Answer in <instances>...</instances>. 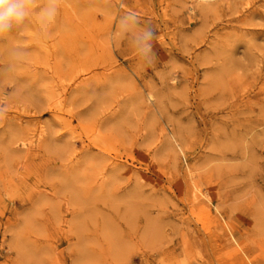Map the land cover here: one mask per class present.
Masks as SVG:
<instances>
[{
    "label": "rangeland",
    "instance_id": "374dc122",
    "mask_svg": "<svg viewBox=\"0 0 264 264\" xmlns=\"http://www.w3.org/2000/svg\"><path fill=\"white\" fill-rule=\"evenodd\" d=\"M47 3L0 33V264H264V0Z\"/></svg>",
    "mask_w": 264,
    "mask_h": 264
},
{
    "label": "clouds",
    "instance_id": "9594fccd",
    "mask_svg": "<svg viewBox=\"0 0 264 264\" xmlns=\"http://www.w3.org/2000/svg\"><path fill=\"white\" fill-rule=\"evenodd\" d=\"M31 4L32 0H0V33L23 23L30 13ZM57 10V0H48L47 6L40 10L41 21L46 23L54 21ZM145 35L147 39H151L154 33L148 30Z\"/></svg>",
    "mask_w": 264,
    "mask_h": 264
},
{
    "label": "bare ground",
    "instance_id": "6f19581e",
    "mask_svg": "<svg viewBox=\"0 0 264 264\" xmlns=\"http://www.w3.org/2000/svg\"><path fill=\"white\" fill-rule=\"evenodd\" d=\"M175 143H176V141H175ZM176 145H177V143H176ZM177 147H178V145H177Z\"/></svg>",
    "mask_w": 264,
    "mask_h": 264
}]
</instances>
